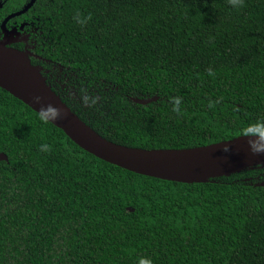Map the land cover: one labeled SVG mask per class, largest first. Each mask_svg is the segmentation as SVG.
<instances>
[{"label": "trees", "instance_id": "obj_1", "mask_svg": "<svg viewBox=\"0 0 264 264\" xmlns=\"http://www.w3.org/2000/svg\"><path fill=\"white\" fill-rule=\"evenodd\" d=\"M24 16L32 63L102 137L153 149L259 134L264 0H36ZM0 152V264H264L263 164L198 182L139 174L2 87Z\"/></svg>", "mask_w": 264, "mask_h": 264}, {"label": "water", "instance_id": "obj_2", "mask_svg": "<svg viewBox=\"0 0 264 264\" xmlns=\"http://www.w3.org/2000/svg\"><path fill=\"white\" fill-rule=\"evenodd\" d=\"M35 1L31 0L18 14L28 10ZM8 43L6 35L0 39V87L37 112L40 105L33 103L34 95H40L45 104L50 102L58 106L61 109L60 118L49 121L61 128L80 147L107 162L139 174L183 182L206 181L209 177L230 174L248 166L264 165V152H252L249 144V141L256 140L264 143L259 134H244L188 148L148 149L110 141L85 123L47 84L40 67L32 63L28 50L9 46ZM133 99L145 104L156 97ZM2 159H8L4 152H0ZM223 165L234 168L190 177L194 173Z\"/></svg>", "mask_w": 264, "mask_h": 264}, {"label": "flooded vegetation", "instance_id": "obj_3", "mask_svg": "<svg viewBox=\"0 0 264 264\" xmlns=\"http://www.w3.org/2000/svg\"><path fill=\"white\" fill-rule=\"evenodd\" d=\"M30 1L31 0H23V3H21L18 7V0H0V9L5 10L0 22V39L5 38L6 35L9 46L16 47L21 50H28L31 53V58L32 56L37 55L32 50L35 47L34 44L36 43V40L34 39L36 29L33 21L29 20L25 16L23 18L21 16L27 13L33 5L24 13L18 14V12L21 11ZM4 22L5 25L3 26Z\"/></svg>", "mask_w": 264, "mask_h": 264}, {"label": "clouds", "instance_id": "obj_4", "mask_svg": "<svg viewBox=\"0 0 264 264\" xmlns=\"http://www.w3.org/2000/svg\"><path fill=\"white\" fill-rule=\"evenodd\" d=\"M230 3L233 7L239 8L243 5V0H230ZM209 74L211 75V70H209ZM33 103L39 104L38 115L39 119L42 122L47 123L49 120L55 121L61 116V109L58 106L53 105L52 103H43L42 97L40 95H34L32 97ZM249 132L259 133L260 140L264 141V121H256L249 127ZM250 150L254 153L264 152V143L256 141H249ZM47 144L41 145L42 151L48 150ZM140 264H150V261L141 259Z\"/></svg>", "mask_w": 264, "mask_h": 264}, {"label": "bare ground", "instance_id": "obj_5", "mask_svg": "<svg viewBox=\"0 0 264 264\" xmlns=\"http://www.w3.org/2000/svg\"><path fill=\"white\" fill-rule=\"evenodd\" d=\"M233 168L234 167H229V166H224V165L221 167H213L212 169H206L205 171H200V172L194 173L190 177L199 176V175L204 174V173H214V172L226 171V170H230Z\"/></svg>", "mask_w": 264, "mask_h": 264}]
</instances>
